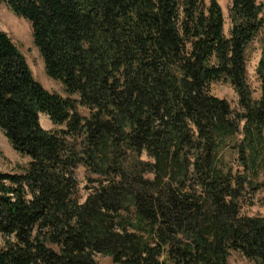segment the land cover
I'll list each match as a JSON object with an SVG mask.
<instances>
[{
	"label": "trees",
	"instance_id": "trees-1",
	"mask_svg": "<svg viewBox=\"0 0 264 264\" xmlns=\"http://www.w3.org/2000/svg\"><path fill=\"white\" fill-rule=\"evenodd\" d=\"M1 1L66 96L0 31V131L29 159L0 172V264H264V217L242 213L264 189V5L230 0L226 35L218 0Z\"/></svg>",
	"mask_w": 264,
	"mask_h": 264
},
{
	"label": "rangeland",
	"instance_id": "rangeland-1",
	"mask_svg": "<svg viewBox=\"0 0 264 264\" xmlns=\"http://www.w3.org/2000/svg\"><path fill=\"white\" fill-rule=\"evenodd\" d=\"M257 4L264 5V0H256ZM225 19V34L228 35L230 29V20L228 11L230 0H218ZM0 31L7 34L12 40L18 51L25 58L34 79L39 82L44 89L51 93L66 96L64 89L59 82L53 81L47 77L44 70V64L40 54L33 43L30 24L24 19L16 17L7 6L0 0ZM261 39L259 35L247 49V81L252 91V97H259L260 84L256 75V68L261 55ZM211 94L217 98L226 100L232 109H238V97L233 88L226 82L215 83L211 86ZM71 98L77 99L76 96ZM78 112L87 115V110L78 106ZM40 123L44 130H55L46 116H40ZM29 159L16 153L4 134L0 131V172L8 173L18 171L27 165ZM79 184L80 197L83 200L86 196L84 190L86 176L83 169H78L75 173ZM242 213L249 217H264V189L255 195L251 206H245ZM5 238L0 235V249L5 245ZM97 264H112L111 258L102 255H96ZM228 264H253L237 252L230 253Z\"/></svg>",
	"mask_w": 264,
	"mask_h": 264
}]
</instances>
